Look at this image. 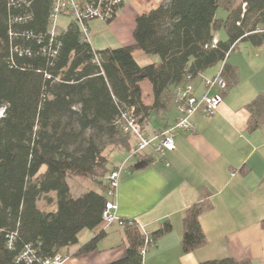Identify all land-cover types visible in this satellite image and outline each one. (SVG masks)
Segmentation results:
<instances>
[{"label":"trees","instance_id":"1","mask_svg":"<svg viewBox=\"0 0 264 264\" xmlns=\"http://www.w3.org/2000/svg\"><path fill=\"white\" fill-rule=\"evenodd\" d=\"M52 4L24 0L11 5L10 0H0V264H21L16 258L27 244L40 258L51 257L78 244L82 230L103 227L104 179L114 169L108 167V153L130 152L134 144L116 126L122 110L134 107L143 125L188 76L196 79L222 64L238 43L264 49V0H240L238 5L231 0H161L137 16L132 44L102 50L83 39L68 15H62L70 18L68 25L51 37ZM219 9L225 11L224 18L217 16ZM17 16L23 20L13 22ZM27 32L35 37L21 35ZM214 37L218 43L210 47ZM14 45L29 54L14 53ZM135 50L156 54L160 61L140 65ZM223 75L231 86L235 71L226 61ZM145 79L151 84V103L141 86ZM247 107L249 130L254 131L259 127L256 112L264 110V92ZM70 176L98 182L103 193L73 194ZM211 208L204 195L185 209L180 239L184 253L206 245L200 217ZM121 229L126 254L106 264H143L145 232L136 221H126ZM171 231L172 224L165 221L149 235L156 240ZM10 234L15 236L12 248L7 244ZM104 236L99 231L78 253L95 250ZM200 264L253 262L226 257Z\"/></svg>","mask_w":264,"mask_h":264},{"label":"crops","instance_id":"2","mask_svg":"<svg viewBox=\"0 0 264 264\" xmlns=\"http://www.w3.org/2000/svg\"><path fill=\"white\" fill-rule=\"evenodd\" d=\"M147 7L123 0L111 22L90 21V30L99 25L109 32L102 49L132 44L136 18L150 9ZM239 44L226 59L234 68L235 81L225 90L223 102L213 115L195 113L193 131L177 134L176 148L163 158L151 149L137 157H130V152L124 158L119 154L114 157L112 168L121 167L115 197L117 215L136 221L145 233H151L165 221L172 224V231L156 239L143 256V264H200L226 257L264 264V110L256 112L259 127L251 131V110L247 107L264 92V68L259 66L264 61V49ZM150 61L158 63L160 59L155 56ZM210 77L199 80L198 76L194 80L197 95L203 93V81ZM147 97L151 103L150 93ZM153 113L160 120L155 125L151 124ZM177 118L171 95L162 107L151 112L143 128L149 134L162 131ZM116 150L122 149L110 153ZM133 158L135 161L129 164ZM204 195L212 204L200 217L207 243L184 253L180 245L184 211ZM38 205L43 208L40 202ZM102 230L105 236L95 250L78 253ZM123 237L117 225L84 229L79 233L78 244L61 248L58 253L67 258V264H106L125 256Z\"/></svg>","mask_w":264,"mask_h":264},{"label":"built area","instance_id":"3","mask_svg":"<svg viewBox=\"0 0 264 264\" xmlns=\"http://www.w3.org/2000/svg\"><path fill=\"white\" fill-rule=\"evenodd\" d=\"M53 4L50 12V28L49 33L51 37L56 36L59 31L57 30L58 21L62 15H68L80 27L83 39L91 42V30L89 22L94 19H99L108 23L112 20L118 9L123 4V0H52ZM17 3H24V0H10L11 5ZM22 17H14L13 22L22 21ZM11 35H16L13 31ZM21 35L28 38L35 37L32 32L22 33ZM218 43L217 37H214L210 47H215ZM13 52L18 55L24 53L29 54L28 49H23L18 45H14ZM53 51L52 54H55ZM229 53L226 55L228 57ZM95 62L99 63L98 55L95 56ZM221 69L211 78H206L203 81L204 90L201 95L196 94V87L194 80L190 76L187 77L183 85L178 86L173 94V100L178 113L177 120L162 131L155 133H147L143 125L139 122L135 112V108H127L122 110L119 118L116 120V126L124 134H128L134 138V146L129 153L130 157H137L141 155L146 149H151L155 154L163 158L167 153L176 148L175 136L179 133H188L193 131L194 124L192 117L197 112H202L204 115H213L220 104L223 102V94L227 89V81L223 75V65ZM50 78V75H46ZM0 111V116L3 113ZM121 167L115 168L107 176V188L105 202L102 211L103 227H111L117 225L124 226L126 220H123L117 215V203L115 201L117 188L119 185ZM144 244L140 249L141 255L155 245V240L145 233ZM14 234L8 235V247L12 248ZM67 258L60 253H55L51 257L40 258L36 248L31 244L25 245L22 251L16 258L17 263L21 264H67Z\"/></svg>","mask_w":264,"mask_h":264},{"label":"rangeland","instance_id":"4","mask_svg":"<svg viewBox=\"0 0 264 264\" xmlns=\"http://www.w3.org/2000/svg\"><path fill=\"white\" fill-rule=\"evenodd\" d=\"M124 1L127 4H129L130 1H132L133 4L138 2L143 6H148L147 8H152V7L156 6L158 3V0H124ZM231 1L233 2L234 5H238L240 3V0H231ZM241 7H242V9H244L245 4L241 3ZM217 16L224 18L225 11L222 9H219L217 11ZM69 21H70L69 17L61 16L59 21H58V27H57L56 31L63 30L68 25ZM107 33H109V32H106L105 28L102 26L94 25L92 27V29H91V43H92V46L94 49L100 50L103 48V46L106 44L105 42L107 40V37H106ZM217 35H219V34H217ZM220 35L223 38L224 31L221 30ZM244 45H250V43L240 42V44H239L240 47H243ZM140 55H142V56L140 57ZM133 56H136L138 62H140L141 64H144V63L145 64H151V63H154L153 61H150L152 59V57L156 56L159 58V56L156 54H145L141 50H135ZM260 65H262V67L264 68V61H260L259 66ZM220 67H221V64L219 63V64L207 69L206 71L203 72V74H201L199 76L200 78H198V79L200 80L201 78H203L205 76L210 77V76L214 75ZM141 86L143 89L145 99L148 102L149 98L147 97V95H148V93H150V95H151V84L147 79H145L142 81ZM156 121H157V123L160 122V120L156 117V114L153 113V115L151 117V124L155 125ZM150 126H152V125H150ZM116 154L122 155L124 158L127 156V151L125 149H122V150H116L115 152H112V153L109 152L108 153L109 158H110V162L108 164L109 168L114 167L115 160H116L114 157ZM134 161H135V158H133L129 162V164L134 162ZM44 169L45 168L43 167L41 171L44 172ZM68 181L70 184L71 192L74 193L75 195H79V194L86 192L88 190H95V191H99V192L102 191V189L99 186V183L90 179V178H85V177H81V176H70L68 178ZM40 205L44 207L43 202H40Z\"/></svg>","mask_w":264,"mask_h":264}]
</instances>
